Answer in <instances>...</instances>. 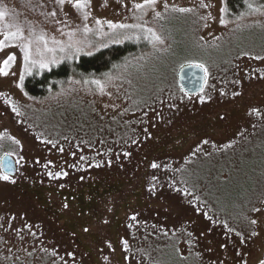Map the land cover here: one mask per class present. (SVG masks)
Here are the masks:
<instances>
[{
  "label": "rangeland",
  "instance_id": "obj_1",
  "mask_svg": "<svg viewBox=\"0 0 264 264\" xmlns=\"http://www.w3.org/2000/svg\"><path fill=\"white\" fill-rule=\"evenodd\" d=\"M75 2L0 0V68L15 56L0 73V264H260L264 0L237 13L226 0ZM127 42L108 69L25 89ZM191 62L207 72L196 94L178 78Z\"/></svg>",
  "mask_w": 264,
  "mask_h": 264
},
{
  "label": "trees",
  "instance_id": "obj_2",
  "mask_svg": "<svg viewBox=\"0 0 264 264\" xmlns=\"http://www.w3.org/2000/svg\"><path fill=\"white\" fill-rule=\"evenodd\" d=\"M226 2L229 12L237 13L241 10L244 0H226ZM133 49V44L129 42L114 44L93 54H83L74 62L63 61L40 74L27 76L24 81L25 89L31 95L42 96L53 82L67 78L73 71L80 73L103 71L108 69L113 62L133 51ZM222 211L224 212V210Z\"/></svg>",
  "mask_w": 264,
  "mask_h": 264
},
{
  "label": "water",
  "instance_id": "obj_3",
  "mask_svg": "<svg viewBox=\"0 0 264 264\" xmlns=\"http://www.w3.org/2000/svg\"><path fill=\"white\" fill-rule=\"evenodd\" d=\"M178 78L182 89L188 94H196L202 91L207 83V72L200 63H185L178 71ZM1 167L9 174L17 171L15 158L10 153L1 157Z\"/></svg>",
  "mask_w": 264,
  "mask_h": 264
},
{
  "label": "snow or ice",
  "instance_id": "obj_4",
  "mask_svg": "<svg viewBox=\"0 0 264 264\" xmlns=\"http://www.w3.org/2000/svg\"><path fill=\"white\" fill-rule=\"evenodd\" d=\"M65 2V0H59V3L60 4H63ZM145 3H148V4H151V3H155V0H145ZM85 5L82 3V0H76V2H75V7H77V8H81V7H84ZM202 7H209V5H207V4H202L201 5ZM136 7L137 8H143L144 7V5H142V4H138V5H136ZM249 7L251 8L252 7V5H249ZM180 11H192L191 9H180ZM4 15V13L3 12H0V16H3ZM52 15L53 16H55L56 15V13L55 12H53L52 13ZM87 18V16H85V19ZM98 24L99 23H101L99 20L98 21H96ZM57 23H59V21H57ZM220 23H225V21L224 20H221L220 21ZM109 26L110 27H112V28H117V27H120V28H126V27H139V25H132V26H129V25H123V24H121V25H116V24H112L111 23V21H109ZM87 30V29H86ZM149 31H151L150 29H149ZM10 35H12V36H15L16 35V33H11ZM161 38L159 37V36H157L156 37V40H160ZM0 47H3V41H0ZM77 51H79V49H77ZM15 59V56L14 55H9L8 57H7V59H5L4 61H3V64H4V68H0V73H2L3 75H5V76H7L8 75V72L7 71H5V68L7 67V65L9 64V62L10 61H12V60H14ZM24 59L26 60V61H28L29 59H30V49L29 48H27L26 47V49H25V56H24ZM33 63H36L35 61H33ZM41 67H48V65H47V63H41ZM97 83H99L98 81H97ZM238 94V93H237ZM237 94H234V95H237ZM203 102V101H202ZM13 110H15V109H13ZM254 111H258V110H254ZM63 149H61V151H62ZM152 167H157V165L156 164H153L152 165ZM48 175L49 176H53V173H51V172H49L48 173ZM60 175H66V173H56L55 174V177H59ZM2 179H4V180H9V176H7V175H4L3 177H2ZM65 207H67V205H65ZM258 211V210H257ZM133 219H135V217H133ZM106 222V221H105ZM252 223H256V221H252ZM85 231H87V229H85ZM252 235L253 236H255V235H258V233H252ZM127 242L125 241V244H126ZM71 255V254H70ZM260 264H264V261H261L260 262Z\"/></svg>",
  "mask_w": 264,
  "mask_h": 264
}]
</instances>
